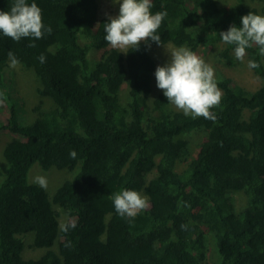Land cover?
Returning a JSON list of instances; mask_svg holds the SVG:
<instances>
[{"label": "trees", "instance_id": "obj_1", "mask_svg": "<svg viewBox=\"0 0 264 264\" xmlns=\"http://www.w3.org/2000/svg\"><path fill=\"white\" fill-rule=\"evenodd\" d=\"M219 1L152 0V13H167L156 33L160 44L148 40L120 52L105 49L108 18L98 17L96 0H27L41 8L52 31L19 42L0 33V93L8 115L0 135H13L0 171V264H264V56L258 46L246 55L260 65L252 70L261 86L248 92L220 77L221 102L210 110L215 121L172 110L163 91L148 104L155 72L148 45L211 47V53L223 43L215 57L233 65L235 46L219 33L239 27L248 12L263 16L264 0H248L257 7L236 0L230 8ZM13 3L0 0V11ZM9 51L33 71L37 94L52 101L29 123L5 78ZM192 133L204 139L190 158L186 135ZM33 166L66 171L72 179L50 193L30 180ZM121 189L143 192L149 206L121 217L112 202ZM234 193L246 197L238 211ZM61 211L75 224L67 233L60 230ZM27 234L33 249H46L38 258L21 256Z\"/></svg>", "mask_w": 264, "mask_h": 264}, {"label": "clouds", "instance_id": "obj_2", "mask_svg": "<svg viewBox=\"0 0 264 264\" xmlns=\"http://www.w3.org/2000/svg\"><path fill=\"white\" fill-rule=\"evenodd\" d=\"M119 12L116 16H109L104 23L106 35L104 39L113 47L138 49L142 41H154L160 44L157 30L160 27L166 12L152 13V0H117ZM51 27H46L42 21V10L35 2L14 0L8 11H0V33L19 42L22 38L38 40L45 32L51 34ZM223 42L234 45V54L237 60L243 61L246 49L253 45L258 46L259 54L264 56V16L248 12L240 18V26L231 25L227 31L219 33ZM36 47L35 43L28 45ZM171 60L155 69L156 86L163 90L168 102L182 110L185 115L193 118L204 117L215 121L216 115L210 110L220 104L222 91L218 88L214 68L207 64L187 47L180 46L171 52ZM10 66L16 67L19 60L9 51ZM41 63L45 57H38ZM250 69L260 65L255 60L248 61ZM6 97L0 93V104ZM69 155L76 157V152ZM34 182L41 188L47 187L45 176H36ZM114 209L121 217H134L147 206V198L139 192L130 189H121L113 193ZM74 223H61L60 230L67 233L74 228ZM182 229L186 228L181 225ZM70 247V242L66 244Z\"/></svg>", "mask_w": 264, "mask_h": 264}, {"label": "rangeland", "instance_id": "obj_3", "mask_svg": "<svg viewBox=\"0 0 264 264\" xmlns=\"http://www.w3.org/2000/svg\"><path fill=\"white\" fill-rule=\"evenodd\" d=\"M98 4V17L108 18L109 16H116L119 12V2L117 0H96ZM236 0H220L219 6H224L226 8H230V6L234 5ZM246 4L248 6L257 7V4L251 3L246 0ZM264 16V15H263ZM143 42V41H142ZM148 45V53L152 56L155 62V69L157 66H163L166 63L170 62L171 60V52L174 51L176 46L172 44H166L163 46H152ZM223 43L217 45L211 53L209 50L211 47H201L198 51L194 52L200 58H202L207 64L211 65L215 70V78L218 80L220 77L230 78L233 84L240 86L244 90L248 92H253L257 90L261 86V80L258 76H256L252 69L248 67V61L250 60L247 55L244 57L243 61H239L236 59L234 52L232 53L234 63L232 66L226 65L223 61H218L215 57V54L219 50L223 48ZM105 49H115L120 52H125L127 49H120V48H113L110 44ZM102 51H98L95 53H91L92 59H98L100 53ZM208 52V53H207ZM5 78L8 82L11 83V92L12 95L20 99L23 102V110H24V123L31 122L37 114L35 113L36 109L40 110H47L51 108L52 101L45 97H42L40 94H37V89L40 85L38 79L35 77L33 71L31 69L23 67L21 64H18L16 67H11L10 62L8 63V67L5 70ZM155 73V72H154ZM153 73V80L151 84V93L148 97V104L151 105L153 99L156 97L157 94L162 92L163 90L158 89L156 86V79ZM9 91V90H8ZM128 88L126 85H123L121 92H120V102L122 105H125L128 101ZM170 108L172 110H180L174 104L170 102ZM182 111V110H181ZM247 115V113L245 114ZM7 109L5 108L4 104H0V121L2 123L6 122L7 119ZM13 138V135L9 132L5 131L0 135V171H3L7 168V161L4 158L3 152L5 147L8 145L6 144ZM188 140V146L190 150V158H192L196 152L198 151L199 145L201 141L204 139V135L201 133H192L190 135H186ZM35 166V165H34ZM33 166V167H34ZM32 167V168H33ZM31 168V169H32ZM185 168V164L179 163L177 165V170L181 171ZM31 172H29L30 180L33 181L36 176H45L47 178V187L52 193L55 191L62 183L66 180L72 179V175L66 171H58L55 169L50 170L49 172H44L39 170L38 168L34 167ZM155 176V170L151 171V174L148 176V180ZM1 180V179H0ZM140 194L146 197L143 192ZM147 198V197H146ZM246 201V197L242 193H234L232 194V202L235 206V209L238 211L244 207ZM150 202L147 198V206H149ZM59 222L61 223H73V218L69 217L66 211L60 212ZM70 228L69 230H71ZM24 243V250L21 254L23 259H32L38 258L41 256L46 249H33L32 242H33V235L27 234L26 236L22 237ZM210 249L209 258L210 260H216V255L214 254L212 247H208ZM56 249V246L53 247V250Z\"/></svg>", "mask_w": 264, "mask_h": 264}]
</instances>
